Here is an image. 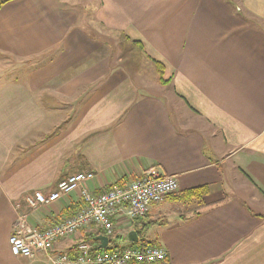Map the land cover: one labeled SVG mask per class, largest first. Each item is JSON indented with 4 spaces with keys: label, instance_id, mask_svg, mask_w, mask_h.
I'll use <instances>...</instances> for the list:
<instances>
[{
    "label": "crops",
    "instance_id": "0c3cea01",
    "mask_svg": "<svg viewBox=\"0 0 264 264\" xmlns=\"http://www.w3.org/2000/svg\"><path fill=\"white\" fill-rule=\"evenodd\" d=\"M70 1L0 9V264L75 260L79 243L107 236L92 225L54 254L15 255L22 218L46 230L84 204L78 192L49 206L28 197L80 172L95 174L86 187L99 195L150 169L175 177L178 192L145 218H115L111 247L131 246L136 231L167 250L155 264H264V0ZM94 22L164 66L157 89L137 84L122 58L112 63ZM59 102L74 106L67 120ZM201 186L209 193L194 215L178 197Z\"/></svg>",
    "mask_w": 264,
    "mask_h": 264
},
{
    "label": "built area",
    "instance_id": "2783aa9c",
    "mask_svg": "<svg viewBox=\"0 0 264 264\" xmlns=\"http://www.w3.org/2000/svg\"><path fill=\"white\" fill-rule=\"evenodd\" d=\"M95 179L91 172L76 173L57 183L56 189L47 194L36 192L28 197L32 207L50 204L78 192L84 204L82 208L62 223L46 230H36L27 224L25 218L18 231L9 238L13 254L34 258L41 253L54 254L56 243L67 238L82 228L98 226L107 236L114 235L116 218L128 221L145 218L151 205L161 202L167 196L178 192L179 184L173 176H161L155 170L145 171L141 177L125 186L111 185L95 195L86 187V183ZM88 242L76 246L77 257L72 260L69 253L51 255L52 264H155L166 262V249L150 243L127 247L113 246L110 251H94Z\"/></svg>",
    "mask_w": 264,
    "mask_h": 264
},
{
    "label": "rangeland",
    "instance_id": "374dc122",
    "mask_svg": "<svg viewBox=\"0 0 264 264\" xmlns=\"http://www.w3.org/2000/svg\"><path fill=\"white\" fill-rule=\"evenodd\" d=\"M75 1L77 0H73L72 2L76 3ZM87 1L86 0L83 1V4L86 3L85 6L89 8L90 3L92 1L90 2ZM72 2L70 1V3ZM93 29L97 30V34H102L103 35L102 38L104 40L109 41L111 54H112V63L117 61L118 57L122 58L123 67H125V69L130 73L131 77L137 84L139 83L142 84L143 81L146 82L148 81L151 84L154 80L159 79L160 71L158 70L157 67H155V64L153 63L152 59L143 49H141L139 46L134 45L133 43L128 42V40L124 39L122 36H118L112 32H108L103 28L101 30V27L96 22L93 23ZM92 33L94 38H96L97 37L96 32H92ZM151 85H152L151 86L152 90L157 89L158 87V85L156 84H151ZM146 87L148 88L147 83H146ZM148 89L150 90V88ZM65 104L66 102H59L60 107H58L56 110L57 113L60 114V117H62V119L67 120L73 114L74 106L70 105L65 107L64 106ZM127 244L137 245L133 243H127Z\"/></svg>",
    "mask_w": 264,
    "mask_h": 264
},
{
    "label": "trees",
    "instance_id": "16d2710c",
    "mask_svg": "<svg viewBox=\"0 0 264 264\" xmlns=\"http://www.w3.org/2000/svg\"><path fill=\"white\" fill-rule=\"evenodd\" d=\"M6 2H7V0H0V9L3 7V5ZM152 59L154 60V62L157 65L158 70L160 71V79L162 80L164 66L160 62H157L154 58H152ZM208 193H209V187L208 186H201V187L192 188V189H189V190L182 192L179 195L178 199L180 201H182L185 205L188 206L185 209L187 212H194V215H199L200 214L199 210L203 207V204H204V197L207 196ZM155 224H162V223L161 222H155V221L149 222L147 227H150V226L155 225ZM141 241L142 240H139V243ZM110 242L112 243L114 241L112 239H110ZM111 248L112 247L109 245L105 249H101L100 245H98L97 247H95L94 251H98V252L106 251L107 252V251H110ZM75 257H77V253H76Z\"/></svg>",
    "mask_w": 264,
    "mask_h": 264
},
{
    "label": "water",
    "instance_id": "95a60500",
    "mask_svg": "<svg viewBox=\"0 0 264 264\" xmlns=\"http://www.w3.org/2000/svg\"><path fill=\"white\" fill-rule=\"evenodd\" d=\"M127 240L130 243H138L139 242V236L136 231H131L127 234ZM96 241H99L101 243L100 248L105 249L109 244V238L107 236H98L96 238Z\"/></svg>",
    "mask_w": 264,
    "mask_h": 264
}]
</instances>
